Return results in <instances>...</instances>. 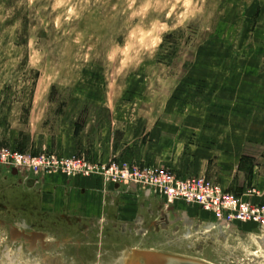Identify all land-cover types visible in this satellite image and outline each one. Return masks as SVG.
I'll return each mask as SVG.
<instances>
[{"label": "rangeland", "instance_id": "374dc122", "mask_svg": "<svg viewBox=\"0 0 264 264\" xmlns=\"http://www.w3.org/2000/svg\"><path fill=\"white\" fill-rule=\"evenodd\" d=\"M112 108L115 140L128 128L143 147L104 154ZM150 129L169 138L152 161ZM10 152L59 162L0 165V264H147L149 254L264 264V0H0V153ZM173 155L177 166L162 161ZM112 163L202 178L220 189L216 213L152 192L166 214L139 235L113 225L111 208L102 219L60 206L69 180L128 187L93 173Z\"/></svg>", "mask_w": 264, "mask_h": 264}, {"label": "crops", "instance_id": "0c3cea01", "mask_svg": "<svg viewBox=\"0 0 264 264\" xmlns=\"http://www.w3.org/2000/svg\"><path fill=\"white\" fill-rule=\"evenodd\" d=\"M119 116L120 114H119L118 109L112 108L110 124L107 123L106 125H103L101 127V133H99L100 134L99 140H100V143L101 142L103 143V147H105L104 154L106 156L108 155V152H110L108 150L109 147H111V150H113L114 154H117L120 152V150L122 151L124 148H127V147L130 148L133 146V144H137V142L140 148L144 146L143 143L140 144L137 139L138 133H135L134 131L130 132L128 128H125L123 130V132L125 133L122 134L123 137L121 136L120 140H115L114 138L115 133H113V127L115 126L116 121L120 119V118L118 119ZM148 138L149 140L147 141V145L145 144L146 147L148 148V152H144L143 158L145 160L151 159L152 161V159H156V157L159 158V154L157 155L156 153H154V150H157L155 141L159 140V141L167 142L169 138H166L164 134L162 133H155V131H153L152 129H150L149 131ZM122 142H124V145H122ZM138 152H139V155L142 153L139 148H138ZM164 153H165L164 151H161L160 155L162 158H164V155H162ZM173 156L175 159L172 162L169 161V159L168 160L162 159V161H164L167 164L177 166V163H178L176 162L177 157L175 155ZM190 172L192 174L195 173V171H190ZM91 180H94L93 185L88 186L89 188L86 190L77 189L76 187L73 186V184L72 185L70 184L69 182L70 180L67 181V184L65 187L68 188L69 191L67 193H71V196H69L67 200L65 201L63 197L61 198L59 197L58 200L60 199V203H59L60 206L66 205L67 210L70 214H72L71 212L75 213V210H77V212H80L83 215H86L88 217L89 216H95V217L101 216L102 219H107L108 217H111L109 215H107L106 217L105 215L108 209L111 208L113 210V213H112L113 217L111 218L114 220L113 225L116 224L117 227L120 228L123 234L127 233L126 230L128 228H126V226L131 225V228H129V230L134 229L136 230L135 234H138L139 232V235H140L141 234L140 232L143 231L142 227L145 221L150 219L149 216L157 214L161 217L164 214H166V212H161L162 210L159 212V207L155 206L156 210H154V204H155V201H157V199L158 200L160 199L159 201H161V203L162 202L165 203L163 197L159 198L153 195V193L147 189L142 190L141 188L135 186L134 184H130L128 185V187L118 186L115 184L113 186L110 185L111 188L108 189L109 186L103 183L100 179L95 178ZM50 181H54V180H50ZM58 190L60 192L64 189L62 190L58 189ZM106 192H110V193L107 194ZM47 201H50V199L49 200L47 199ZM177 203L178 202L176 201L174 203L169 204V206H173V204L174 206H176ZM191 208L194 209L196 212H198L199 208L197 207L195 208V206L194 208L193 207ZM121 223H125V225L122 226ZM154 223H155V220H153L146 227L151 228L153 227ZM138 226H140V229L137 228Z\"/></svg>", "mask_w": 264, "mask_h": 264}, {"label": "built area", "instance_id": "2783aa9c", "mask_svg": "<svg viewBox=\"0 0 264 264\" xmlns=\"http://www.w3.org/2000/svg\"><path fill=\"white\" fill-rule=\"evenodd\" d=\"M58 162L57 157L51 155L33 158L18 152L0 153V165L32 169L34 172L35 168L41 165L47 168L57 167ZM97 168L98 170L93 169V173L101 172L104 175H112L114 176L113 182L140 185L155 194L162 195L167 201L175 202L177 199H181L187 204H198L207 211L215 209L210 203L212 199L216 203L215 199L221 198V196H216L217 191H220L218 187L208 184L199 177H178L168 171L154 169L151 166L141 167L131 163H112Z\"/></svg>", "mask_w": 264, "mask_h": 264}, {"label": "water", "instance_id": "95a60500", "mask_svg": "<svg viewBox=\"0 0 264 264\" xmlns=\"http://www.w3.org/2000/svg\"><path fill=\"white\" fill-rule=\"evenodd\" d=\"M162 264H204V263H200V262H196V261H192V260H184L182 258L176 257V256H171L168 259H164L162 262Z\"/></svg>", "mask_w": 264, "mask_h": 264}, {"label": "bare ground", "instance_id": "6f19581e", "mask_svg": "<svg viewBox=\"0 0 264 264\" xmlns=\"http://www.w3.org/2000/svg\"><path fill=\"white\" fill-rule=\"evenodd\" d=\"M145 253V252H144ZM143 253V254H144ZM146 253H148V252H146ZM150 253V252H149ZM137 255V254H136ZM156 255V254H155ZM157 255H158V253H157ZM159 256V255H158ZM163 256V255H162ZM161 256V257H162ZM137 258V257H136ZM169 257H163L162 259H160V258H158V257H155L154 255H152V254H149V255H147L146 256V263L147 264H162L161 262L164 260V259H168ZM137 260V259H136ZM134 262V261H133ZM136 264V263H135Z\"/></svg>", "mask_w": 264, "mask_h": 264}]
</instances>
